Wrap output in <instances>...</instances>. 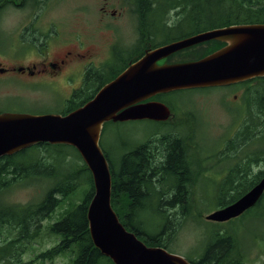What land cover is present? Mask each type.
I'll return each mask as SVG.
<instances>
[{"label": "trees", "instance_id": "1", "mask_svg": "<svg viewBox=\"0 0 264 264\" xmlns=\"http://www.w3.org/2000/svg\"><path fill=\"white\" fill-rule=\"evenodd\" d=\"M138 3L142 4L136 8L138 42L141 44L143 35L140 31L145 32L143 39L145 44L141 46L142 50L144 47L153 48L162 45L181 35L177 31L173 32L166 28L163 18L165 12L169 10L179 11L178 16L185 20L188 27L184 32L189 31V34L217 27L264 23V2L252 0H137ZM123 56L124 50L116 49L113 61L102 67V69L105 68L102 72L105 77L98 80L97 88L94 89L93 85L85 83L82 92L75 91L71 99L65 102V109L61 114L82 106L102 85L113 79L127 65L124 64L121 68L119 66ZM258 80L264 85V78ZM256 100L254 105L252 103L250 106L248 120H245L242 130L235 138L240 140L242 145L250 144V141L256 139L264 146V92L260 93ZM255 129L257 136H253ZM161 143L158 139L148 138L142 143L125 148L116 161H113L109 154L105 153V155L111 171V207L119 221L147 246L167 248L161 234L163 227L153 234L147 233L143 230L138 217L140 213L147 210L151 213H167L157 205L158 202L160 204L163 196L168 197L170 194L169 190L172 188L168 182L170 178H176L177 181L174 191L171 192L175 197L172 196L170 201L167 198V204L176 203L179 210L186 208V205L181 204L186 203L188 176L181 154L176 152L177 146H180L179 142L168 140L169 149L166 151L168 154L164 162L160 161L161 158L158 160L159 154H162L160 149L165 147ZM70 156L81 160L75 149L70 146L38 143L14 154L0 157V231L11 234L0 239V264H21L20 254L24 252L26 244L38 235L41 221L62 201H65L76 188L83 185L86 187V192L81 200L66 209L64 214L48 227L49 232L59 236V243L41 253L40 257L51 261L59 254L69 251L71 257L67 264H99L101 260L112 264L94 247L88 231L86 213L93 194L91 174L83 162L78 165L68 159ZM255 158L256 161L260 158L264 160V151L258 150ZM193 172V167L189 164V187L192 184ZM30 184H35L42 191L38 201L17 204L8 203L2 199V196L12 189ZM229 188L234 193L238 190L232 185H229ZM225 197L221 195L218 197L214 210L233 202L238 194ZM152 201L155 208L150 205ZM170 205L163 207V210H169ZM191 205L193 207H189V211L194 209L196 211V206L192 203ZM258 206L259 203L256 209ZM180 213H186V211ZM165 218L162 219L164 222ZM22 244L25 245L21 246ZM235 247L232 233L216 231L205 244L198 263H192L236 264L241 258L237 256Z\"/></svg>", "mask_w": 264, "mask_h": 264}, {"label": "rangeland", "instance_id": "2", "mask_svg": "<svg viewBox=\"0 0 264 264\" xmlns=\"http://www.w3.org/2000/svg\"><path fill=\"white\" fill-rule=\"evenodd\" d=\"M131 1L134 0H47L45 6L38 7L35 4L38 9L26 8L23 10L7 4L0 11V43L3 47L7 46L11 31H13V23L16 20L20 22L22 19L33 16L37 11L39 18H42L45 22L54 21L59 33L65 40H74V36L78 35L83 42H86V45L92 46L95 62H104L109 58L108 45L112 42L118 43L119 46L125 49L124 53L129 49L135 53L140 50L142 44L138 42L139 34L135 16L128 7V3ZM252 1L264 2V0ZM100 8H103L104 12H101ZM166 14L165 12L164 18L167 17ZM187 29V25L183 27V30ZM57 46L61 50L64 43L57 44L51 51L57 52ZM98 73L102 75H98L97 78L99 76L105 77L101 71ZM93 76L95 75L93 74ZM13 83H16V85ZM98 83H94V89L97 88ZM75 85H77V81L71 82L69 85H45L40 89L27 90L21 87L22 84L18 85V82L10 78V75H7L0 78V111L15 109L32 113H43V111L61 113L65 109V100L69 98ZM240 88L242 89H235L229 93L226 100L222 99L223 102L227 101L224 103L232 107L240 104L244 106L243 108L238 107L240 110L232 109L231 112L227 108L219 109L220 106H216V103L219 101L220 94L223 93L219 89L203 92L181 91L167 96V102L172 107L181 109L175 111L177 117L180 118L175 124L170 123L160 126L156 122L147 120L109 123L105 125L100 136V146L103 152L109 154L110 158L116 161L125 148L143 141L152 133L157 132V138H159V135L175 136L177 134L185 140L184 136L188 129L185 117L189 109L191 114L189 119V143L195 149V155L192 158L198 164L194 163L196 169H193L194 175L192 184L189 187V197L186 203L181 205L188 206L187 210H189L192 203L201 213H197V210L183 214L151 213L150 210H147L140 213L138 217L143 230L147 233L153 234L163 227L161 234L169 251L186 256L195 263L198 261V257L211 235L220 230V233L227 231L234 235L235 248L242 255L236 264H264V208H262L264 200L257 207L259 213H248L241 220H237L238 222L235 220L236 222L233 221L219 226L214 222H206L204 219L215 208L210 206L215 205L214 202L220 196L217 192L218 183L214 181L219 177L218 163L223 161L225 162L223 164H229L230 166L238 161L243 153L244 156H247L251 150L264 151V146L259 142L256 143V139H254L253 145L248 144L245 149L239 146L238 153L235 156L232 154L235 152L234 147L237 146L235 144L236 135L242 130L245 120H248L251 106L248 98L249 93L252 94L251 91H253L257 97L264 92V85L261 82L251 83L247 86L243 85ZM232 95H237V99L233 100ZM254 133L253 136H257V131ZM211 154H215L217 158L213 157L210 161ZM204 157L208 159L202 160ZM68 159L73 160L78 165L82 163V160H76L72 156ZM263 165L260 166L259 164L258 167L260 168ZM254 170L258 171V168ZM219 172L222 175V171ZM39 189L40 187L35 184L16 187L5 193L2 199L5 202L17 204L36 202L42 193ZM85 192L86 187L84 185L76 188L65 201H62L52 213L41 221L38 235L26 244L24 252L20 254L21 264H67L69 262L71 257L69 251L59 254L51 261L42 259L40 254L59 243V236L49 232L48 227L58 220L66 209L78 203ZM216 192L217 198L215 196ZM167 198L169 197L163 196L160 204L158 202V208L163 209V207L170 205L166 202ZM150 205L154 207L153 201ZM163 218L166 219L165 222L162 220ZM0 234V239L6 235H11L3 230L0 231ZM23 245L25 244L21 246ZM99 264L109 263L101 260Z\"/></svg>", "mask_w": 264, "mask_h": 264}, {"label": "water", "instance_id": "3", "mask_svg": "<svg viewBox=\"0 0 264 264\" xmlns=\"http://www.w3.org/2000/svg\"><path fill=\"white\" fill-rule=\"evenodd\" d=\"M208 40L225 45L198 59L160 63L169 55ZM264 77V23L238 24L204 31L153 49L130 63L95 96L66 115L0 113V157L38 143L76 149L93 182L87 224L93 245L113 264H190L162 247H149L120 223L110 204L111 175L99 145L108 121H164L169 109L148 101L159 93L216 87ZM264 190V176L248 193L206 218L216 222L239 216Z\"/></svg>", "mask_w": 264, "mask_h": 264}, {"label": "flooded vegetation", "instance_id": "4", "mask_svg": "<svg viewBox=\"0 0 264 264\" xmlns=\"http://www.w3.org/2000/svg\"><path fill=\"white\" fill-rule=\"evenodd\" d=\"M7 4H11L21 10L26 8L38 9V7L45 6L47 4V0H0V11ZM35 4L38 5V7H36ZM139 4L140 3L137 4V0L128 3L129 10L133 15L138 16L136 13V8L142 5ZM100 11L104 12V9L100 8ZM166 13L167 17L163 18L164 22L166 23V28H168L170 31H177L178 33H181L180 36L173 38L168 42L178 41L200 33L196 32L193 34H189V31L184 32L186 30H183V27L187 24L182 17L178 16V10H169ZM142 20L144 22L145 18L143 17ZM154 23L155 27H157L156 22ZM12 30L13 31H11V36L9 33L10 40L7 43V46L3 47V45L0 43V78L10 75V78L14 79L15 82H18V85L22 84L23 86L21 87L24 89L35 90L40 89L45 85H69L71 82L77 81V85L71 88L75 89L78 86L77 89L81 90L82 92L85 83L94 86V83L99 82L98 80L102 77L99 76L97 78V76L102 74H99L98 70H101L104 65H108L107 60H105L104 62H95L93 47L90 45H86V42H83L78 35L74 36V40H65L61 33H59L57 25L54 23V21L45 22V20L39 18L37 11L33 16L22 19L20 22L16 20L13 23ZM140 33L143 35L144 39V30L140 31ZM143 39L142 45L145 44L143 43ZM61 43H64V47L61 50H59V47L57 46V52L51 51L54 46ZM222 43L223 42L219 40H209L199 44H195L171 54L166 59V61L169 63H174L199 59L219 49ZM115 46L116 45L113 42L108 45L109 55L113 54L112 50L115 48ZM128 60V57L124 58L123 56L122 61L119 62L120 68L124 64H127ZM93 74L95 76H93ZM13 84L16 85V83ZM248 84H251V82L245 83L244 85L247 86ZM240 87H242V84L205 88L204 90L219 89L223 91L222 95L220 94L218 98L219 101L218 103H216V106H220L218 108L221 110H223V108H227L232 112V109L240 110L238 109V107L241 108V104L239 106L232 107L224 103L227 101L223 102L222 99L226 100L229 97V93H231L235 89H242ZM248 96L250 101H252V97H250L251 95L249 94ZM231 97L233 100L237 99V95H232ZM0 112L22 113L24 111L8 109L6 111ZM190 116L191 114L189 113L188 109L187 116L185 117L188 123V131L185 139V144L182 146L181 141L177 138L179 136H175L180 145L177 146L176 152H179L181 154V160L185 164V167L187 169V184H189V163L191 162L190 156H193L194 154L193 146H189ZM167 142L168 141H166V144L164 142L165 147L160 149L162 154H159L158 160H160L161 158L160 161L162 162L166 161L167 158L168 153H166V151L169 149L167 147ZM254 155L255 153H251L249 156L240 155L238 161L234 162L230 166L229 164H223L222 162L218 164L219 171H222V175L218 171L219 177L214 181L218 183L217 192H219L221 196L229 197L230 195L238 194L237 198H239L260 181V179L264 175V165L259 168L258 166L259 164L261 165V163H258L256 161ZM257 168L258 171L254 170ZM176 181V178H170V180L168 181L169 184L172 185V188H170L169 190L170 194H168L169 200L170 198H172V196L175 197V195H173V193L171 192L174 191ZM229 185L237 187L238 190L234 193V191L231 190L232 187L229 188ZM187 197H189V190L185 193V198ZM263 197L264 193L262 194L261 198ZM258 202L252 208L244 211L241 216L247 215L248 213H255L256 210L254 209L258 205ZM169 207V210L162 211H165L167 213H180L187 211V208L179 210V207H177L176 203L171 204Z\"/></svg>", "mask_w": 264, "mask_h": 264}]
</instances>
